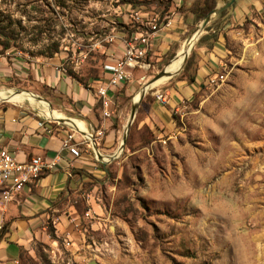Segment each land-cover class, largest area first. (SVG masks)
Masks as SVG:
<instances>
[{"label": "rangeland", "instance_id": "1", "mask_svg": "<svg viewBox=\"0 0 264 264\" xmlns=\"http://www.w3.org/2000/svg\"><path fill=\"white\" fill-rule=\"evenodd\" d=\"M56 1L0 0V42L11 36L10 49L32 56L57 44L78 60L97 30L89 22L114 0ZM250 27L252 58L236 83L225 78L180 102L170 132H150L139 114L123 150L101 152L103 172L72 198L94 249L82 264H264V18ZM184 65L145 96L186 76ZM162 69L128 98L122 130L132 100ZM37 244L23 264H80L63 239Z\"/></svg>", "mask_w": 264, "mask_h": 264}, {"label": "crops", "instance_id": "2", "mask_svg": "<svg viewBox=\"0 0 264 264\" xmlns=\"http://www.w3.org/2000/svg\"><path fill=\"white\" fill-rule=\"evenodd\" d=\"M168 1L170 5L165 11L153 0H136L133 4L114 0L98 15L102 20L89 22L97 30L88 32L87 43L78 48V60L70 56L67 47L59 48L52 56H32L0 47V149L7 148L25 162L35 156H56L61 152L62 139L71 131L77 139L93 136L91 146L80 147L79 158L62 152L57 168L45 172L17 193L0 214L4 229L0 234V264H20L21 252L34 256L37 243L53 245L49 224L53 225L57 238L69 242L66 248L74 261L82 264L90 247L93 249V245L86 243L88 227L82 223L72 198L85 195L89 174L99 176L104 170L105 160L96 155L95 149L103 157L104 153L120 147L126 129H121V123L128 98L151 68L170 69L192 34L190 29L200 23L194 26L188 11L196 0ZM154 18L158 19L159 27L155 32L150 29ZM263 18L264 0H236L232 11L212 18L189 55L196 63L194 81L170 80L162 91L151 90L139 103L136 113L142 115L141 125H146L150 132H170L173 113L180 109V102L190 101L202 90L212 88L208 83L210 78L222 74L236 83L242 72L239 67H247L252 58L254 43L250 26L261 23ZM168 19L169 25H163ZM136 33H151L147 53L151 68L132 71L124 84L109 92L110 116L104 117L95 94L100 81L108 77L103 67L122 57L125 41ZM213 34L217 35L216 41H212ZM157 93L166 96L167 102L157 100ZM136 101L133 99L131 104ZM45 115L63 120L52 124L51 135L37 127L38 120ZM1 191L0 187V195ZM87 211L86 215L91 209ZM95 227L93 224L92 229Z\"/></svg>", "mask_w": 264, "mask_h": 264}, {"label": "built area", "instance_id": "3", "mask_svg": "<svg viewBox=\"0 0 264 264\" xmlns=\"http://www.w3.org/2000/svg\"><path fill=\"white\" fill-rule=\"evenodd\" d=\"M168 1V0H164ZM163 25H169V19ZM158 19L152 20L150 29L155 32L158 30ZM151 33H136L125 41L126 49L120 59L114 64L105 65L104 72L108 77L102 79L100 85L96 88L95 94L103 107L104 117H109V107L112 105V99L109 92L124 84L132 75V71L141 69L149 70L150 63L147 62V53L150 47ZM225 77L222 74L216 75L208 80L209 85H217L224 82ZM156 99L166 103V96L160 93L156 94ZM56 120L45 115L37 122V127L46 135L53 132L52 124ZM93 136H82L80 139L75 137V132L67 133L62 139L61 152L53 158L35 156L25 162L18 160L16 154L7 148L0 149V214L6 211V208L12 198L23 191L24 188L36 182L42 174L57 168L62 160V152H67L73 158L81 156V146L88 144ZM91 146V145H90ZM3 226L0 223V231ZM69 246V242H66Z\"/></svg>", "mask_w": 264, "mask_h": 264}, {"label": "water", "instance_id": "4", "mask_svg": "<svg viewBox=\"0 0 264 264\" xmlns=\"http://www.w3.org/2000/svg\"><path fill=\"white\" fill-rule=\"evenodd\" d=\"M236 0H216V5L215 7L200 21V23L195 27L194 31L192 32V34L188 37V39L186 40V43L184 45L183 48V61L182 64L180 66V68L174 72V73H170L167 71V68H164L163 70H161L159 73H157L140 91V95L138 97V100L136 102H134L132 104L131 107V111H130V116L128 119V123L124 132V136L121 142L120 147L118 148V152H120L121 150H123L125 143H126V138H127V134L130 130V127L132 125V123L135 120L136 117V113L139 107V103L141 102V100L143 99V97L145 96V94L147 93V90L152 88L153 86H155L157 84L158 81H160L163 78H170L172 77L174 74L178 73L179 70L182 68V66L185 64L186 60L188 59L190 52L193 48V45L195 44V42L199 39V37L201 36V34L204 32L205 28L207 27V25L209 24V22L211 21L212 18H214L215 16L221 14L224 11H232L234 8V3ZM190 45V48L188 49L187 47ZM20 92H17V94H19ZM58 120V119H56ZM59 122L63 121V120H58ZM96 151V155L100 158H103L101 156V154L98 152L97 149H95ZM115 157V155H113L110 158ZM88 264H99L98 262L92 260L90 261Z\"/></svg>", "mask_w": 264, "mask_h": 264}, {"label": "trees", "instance_id": "5", "mask_svg": "<svg viewBox=\"0 0 264 264\" xmlns=\"http://www.w3.org/2000/svg\"><path fill=\"white\" fill-rule=\"evenodd\" d=\"M72 1V0H71ZM123 2H127V3H135L136 0H122ZM154 3H157L158 6H160L161 8H163V10H167V8L169 7V1H165V2H160L158 0H153ZM57 7L58 8H62L65 6V2L64 0H57ZM216 5V0H196L192 6H190L188 8L189 13L192 15L193 20H194V26L197 25ZM208 27L205 28V30H207ZM194 30V27H192L190 29V33H192ZM212 41H216L217 40V35L213 34L212 35ZM13 38L11 36H6L5 40L2 41V43L0 42V47L3 50H7L12 46L13 43ZM59 51V47L58 45H52L45 54L42 53V55H46V56H52L54 53H57ZM196 67V63L194 61V57L191 55L189 57V59L186 61L185 65H184V71H187V75L184 76L183 78H185L189 83L194 81V73H195V68ZM192 68V72L190 74H188V70ZM68 73L75 79L79 78L76 76V74H74V72H72L71 70H68ZM49 229V235H50V239L54 240V239H58L54 233L55 229L53 227L52 224H49L48 226ZM4 229L2 228V230L0 231V234L2 233ZM38 244H35V246ZM35 252V250H34ZM26 256H31L28 254L27 251H22L20 254V258H21V262L20 264H23L24 260L26 259Z\"/></svg>", "mask_w": 264, "mask_h": 264}, {"label": "bare ground", "instance_id": "6", "mask_svg": "<svg viewBox=\"0 0 264 264\" xmlns=\"http://www.w3.org/2000/svg\"><path fill=\"white\" fill-rule=\"evenodd\" d=\"M187 48L189 49L190 45ZM182 61H183V49L181 50V52H180L179 56L177 57L176 61L173 63L174 67L171 66L170 69L168 70V72H170V73L176 72L180 68V66L182 64ZM166 79L167 78H163L160 81H158L157 83L163 82ZM24 96H26V95L24 94ZM4 98H8L10 100L12 99V98H10V96H4ZM137 99H138V96H137L136 99H134V101H136Z\"/></svg>", "mask_w": 264, "mask_h": 264}]
</instances>
